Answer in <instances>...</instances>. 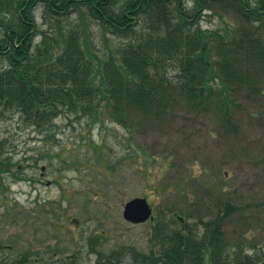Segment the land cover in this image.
<instances>
[{
  "label": "rangeland",
  "instance_id": "1",
  "mask_svg": "<svg viewBox=\"0 0 264 264\" xmlns=\"http://www.w3.org/2000/svg\"><path fill=\"white\" fill-rule=\"evenodd\" d=\"M184 2L193 9L195 0ZM42 12L38 22L48 31ZM65 20L75 27L80 21L77 12ZM88 22L102 58L126 44ZM229 24L238 25L217 7L200 22L209 32ZM153 26L142 18L137 30ZM258 28L264 38V23ZM164 71L171 81L184 76L178 62L166 63ZM254 73L257 79L229 91L228 119L214 105L191 112L181 98L173 118L139 133L107 115L92 123L67 112L55 118L48 140V133L0 106V138L19 176H6L0 191V264H17L25 256V264H131L133 254L155 246L152 222L123 218L124 205L143 196L166 230L182 228L170 209L193 226L232 204L235 212L223 226L227 240L264 264V73Z\"/></svg>",
  "mask_w": 264,
  "mask_h": 264
},
{
  "label": "trees",
  "instance_id": "2",
  "mask_svg": "<svg viewBox=\"0 0 264 264\" xmlns=\"http://www.w3.org/2000/svg\"><path fill=\"white\" fill-rule=\"evenodd\" d=\"M41 7L48 31L38 22ZM216 7L238 25L203 30L201 19ZM75 12L76 27L65 20ZM142 18L154 23L150 31L137 30ZM89 20L104 36L124 38L126 44L102 58L93 46ZM263 23L264 0H195L191 10L184 0H0V106L48 133V140L63 113L92 123L107 115L139 133L173 118L181 98L191 112L214 105L228 119L229 91L257 79L254 71L264 73V38L258 28ZM168 62L181 66L184 76L177 82L167 78ZM17 166L0 138V191L6 176L19 177ZM170 212L182 228L166 230L157 220L152 224L155 246L148 254H133L131 264H260L258 254L241 245L234 249L227 240L223 226L235 212L232 204L193 226L175 209ZM104 257L110 260L100 254ZM27 260L22 257L17 264Z\"/></svg>",
  "mask_w": 264,
  "mask_h": 264
},
{
  "label": "water",
  "instance_id": "3",
  "mask_svg": "<svg viewBox=\"0 0 264 264\" xmlns=\"http://www.w3.org/2000/svg\"><path fill=\"white\" fill-rule=\"evenodd\" d=\"M123 218L132 224H143L155 220L153 207L146 197H135L124 205Z\"/></svg>",
  "mask_w": 264,
  "mask_h": 264
}]
</instances>
